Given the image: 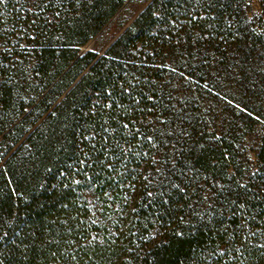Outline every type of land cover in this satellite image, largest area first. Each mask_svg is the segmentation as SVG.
I'll return each instance as SVG.
<instances>
[{
    "label": "trees",
    "instance_id": "16d2710c",
    "mask_svg": "<svg viewBox=\"0 0 264 264\" xmlns=\"http://www.w3.org/2000/svg\"><path fill=\"white\" fill-rule=\"evenodd\" d=\"M126 2L0 0V48L39 59L19 73L2 53L0 136L17 95L60 99L0 167V264H264L252 0H153L105 55L82 53ZM225 80L247 96L237 116L214 107Z\"/></svg>",
    "mask_w": 264,
    "mask_h": 264
},
{
    "label": "rangeland",
    "instance_id": "374dc122",
    "mask_svg": "<svg viewBox=\"0 0 264 264\" xmlns=\"http://www.w3.org/2000/svg\"><path fill=\"white\" fill-rule=\"evenodd\" d=\"M153 0H127L124 6L118 11V13L107 23V25L86 45L80 47L82 53L87 51H93L98 53L99 56H103L107 53L110 47L117 42V40L125 33L127 29L132 27L134 22L139 18V16L147 9V7L152 3ZM264 0H252L249 11L250 17L256 20V22L261 27H264ZM151 40H156V36L153 39L147 38V42L138 44L137 47H157L156 44L151 42ZM133 47V46H132ZM20 47H1L0 48V63H9V61H4L3 59L10 58L9 54H2L7 49L9 51H16ZM25 48V47H22ZM30 50H34L35 47H27ZM28 50V49H27ZM13 59L16 61V66L18 68L17 72H21L27 69V72L34 69L39 59L37 55L33 52H17ZM262 69V68H260ZM259 69V70H260ZM38 84V82H35ZM29 87V86H28ZM224 91L220 96L214 99V104L217 113H221L222 117L227 114L238 115V111L232 108V106L241 105L243 102L247 101V96L245 95L242 87L232 81H223ZM26 85L20 83L18 85V91L25 93ZM17 98L13 100V104L10 106L11 109L8 111L7 115V130L0 136V167L4 165V162L10 158L13 153L21 146H25V141L27 137L31 134L36 127H38L46 115H48L60 102V99L54 101L53 99L47 100L44 105L37 107L38 102H35L30 107H24L25 103L32 104V101L16 96ZM212 99V100H213ZM1 102V98H0ZM2 104L0 103V109ZM215 112V111H214ZM257 130L255 134L249 138L250 161L256 163V151L259 148V137L260 133L264 130V122H260L257 125ZM16 127L17 130L14 131ZM146 165V164H145Z\"/></svg>",
    "mask_w": 264,
    "mask_h": 264
}]
</instances>
